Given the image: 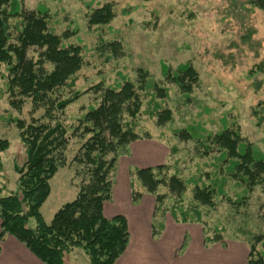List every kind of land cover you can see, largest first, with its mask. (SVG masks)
Segmentation results:
<instances>
[{
  "label": "rangeland",
  "instance_id": "374dc122",
  "mask_svg": "<svg viewBox=\"0 0 264 264\" xmlns=\"http://www.w3.org/2000/svg\"><path fill=\"white\" fill-rule=\"evenodd\" d=\"M22 1L26 9L47 10L49 28L58 35L65 30L72 32L65 43L81 47L83 65L59 89L62 97L73 91L83 92L97 83L116 87L124 79L134 82L138 69L147 72L148 86L140 92L141 108L133 121L135 130L169 147L167 174H176L187 184L181 197L164 200L167 216L171 209H175L177 218L181 217L180 211H186L189 218L204 221L209 237L220 234L228 240L250 241L252 236L264 233V183L245 195L244 184L228 175L221 154L214 149L203 155V147L197 141L230 128L238 130L243 140L264 154V0ZM105 4L111 5L113 13L109 22L89 23L91 12ZM109 41L120 43L121 56L101 54L98 47ZM184 64H189L197 75L188 93L165 74L167 70L174 75ZM153 83L165 89L164 97L156 95ZM98 101V94L85 91L65 108L60 120L69 128L68 134ZM164 110L170 111L171 118L158 124V114ZM42 115L43 109L33 110L30 99L20 109L11 106L6 80L0 78V139L9 142L1 153L0 195L17 190L14 165L26 159L25 146L13 120L29 122ZM181 130L191 137L177 135ZM80 143L77 137L70 139L65 151L68 162ZM73 172L66 165L50 179V193L40 207L45 223L51 221L59 207L75 198ZM113 180L121 184L119 175L115 174ZM195 185H210L221 191H216L213 208L193 200ZM134 186L141 190L139 183ZM159 192L164 193L165 189L160 188ZM160 217L158 213L156 222ZM27 225L35 226V220L30 218ZM257 249L264 254L262 243ZM77 264H89L87 256L78 259Z\"/></svg>",
  "mask_w": 264,
  "mask_h": 264
},
{
  "label": "trees",
  "instance_id": "16d2710c",
  "mask_svg": "<svg viewBox=\"0 0 264 264\" xmlns=\"http://www.w3.org/2000/svg\"><path fill=\"white\" fill-rule=\"evenodd\" d=\"M47 15V10L42 8L26 9L22 0H0V78L6 80L9 103L20 109L30 99L33 110L43 109L41 118L32 117L29 122L20 118L13 120L25 146L26 159L14 165L17 190L0 195V241L5 235H12L44 264H66L67 254L74 248L81 249L90 264H113L128 244L127 221L120 214L106 218L102 207L112 196L118 157L127 153L132 141L149 137L137 133L133 123L141 108L140 92L148 86V74L138 69L134 82L124 79L116 87L102 83L90 86L85 91L98 94L99 101L77 120L68 134L69 128L60 117L85 91H73L62 97L59 89L82 67L83 57L79 45L65 43L72 32L54 33L48 26ZM112 17L111 5L105 4L91 12L88 22L104 24ZM98 49L101 54L112 57L123 54L118 41L104 42ZM1 67H4L3 73ZM165 74L185 93L197 81L196 72L189 64L179 66L174 75L167 70ZM151 86L156 95L165 96L161 86L155 83ZM170 118V111L164 110L156 121L163 124ZM177 135L191 137L184 130ZM72 137L81 143L68 162L65 151ZM197 141L203 147V155L214 149L221 154L220 159L227 163L228 175L244 184L245 195L264 183V154L243 140L238 130L225 128ZM8 146L7 139H0V170L1 153ZM66 165L74 170L77 193L72 201L55 211L47 224L40 207L50 193V179ZM168 168V164L132 168L129 171L132 202L141 198L142 192L134 186L139 183L155 197L156 215L163 216L164 200L169 196L181 197L187 185L180 176L168 175ZM160 188L165 192L160 193ZM216 191L210 185H195L193 200L213 208ZM186 213L180 211L181 217L177 218L175 209L170 211L177 221H200L189 218ZM30 218L35 220L33 227L27 225ZM199 223L204 228L206 244L222 239L220 234L207 236L204 221ZM248 243V264H264V254L257 249L259 243L264 245V233L252 236Z\"/></svg>",
  "mask_w": 264,
  "mask_h": 264
},
{
  "label": "crops",
  "instance_id": "0c3cea01",
  "mask_svg": "<svg viewBox=\"0 0 264 264\" xmlns=\"http://www.w3.org/2000/svg\"><path fill=\"white\" fill-rule=\"evenodd\" d=\"M169 156L168 146L147 137L132 141L127 153L118 157L115 174L121 184L113 180L112 196L103 203L102 212L106 218L119 214L126 218L129 240L113 264H248V241L222 237L206 244L199 222L177 221L167 213L156 222L155 197L143 188L141 198L132 202L129 171L166 164ZM85 256L74 248L67 254L66 264H77ZM0 264L44 263L15 237L5 235L0 241Z\"/></svg>",
  "mask_w": 264,
  "mask_h": 264
}]
</instances>
